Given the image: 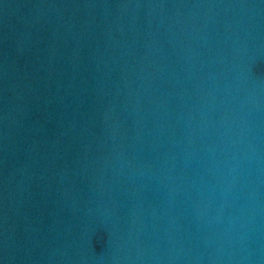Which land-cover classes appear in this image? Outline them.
I'll return each instance as SVG.
<instances>
[{
  "label": "water",
  "instance_id": "obj_1",
  "mask_svg": "<svg viewBox=\"0 0 264 264\" xmlns=\"http://www.w3.org/2000/svg\"><path fill=\"white\" fill-rule=\"evenodd\" d=\"M0 264H264V0H0Z\"/></svg>",
  "mask_w": 264,
  "mask_h": 264
}]
</instances>
